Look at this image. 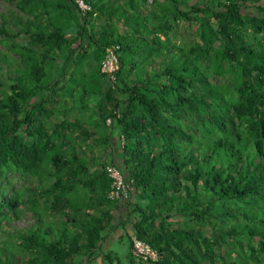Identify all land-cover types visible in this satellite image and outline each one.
Instances as JSON below:
<instances>
[{
	"label": "trees",
	"instance_id": "trees-1",
	"mask_svg": "<svg viewBox=\"0 0 264 264\" xmlns=\"http://www.w3.org/2000/svg\"><path fill=\"white\" fill-rule=\"evenodd\" d=\"M6 1L27 18L0 22L18 58L12 66L0 51V71L13 67L5 86L0 74V223L16 244L0 243V264H96L95 249L118 227L134 264L263 263L264 0H150V14L136 13L149 31L174 35L178 21L191 23L182 45L118 30L117 12L127 21V8L148 0H85L89 11L75 0ZM20 34L28 44L15 42ZM84 46L91 52L79 57ZM108 46H118L114 80L99 70ZM89 60L112 90L96 96L103 84L84 81ZM60 94L70 106L54 107ZM75 107L90 115L72 119ZM108 164L126 198L109 197ZM10 174L35 181L34 191L9 192ZM23 209L33 222L15 229ZM132 236L157 259H136Z\"/></svg>",
	"mask_w": 264,
	"mask_h": 264
},
{
	"label": "rangeland",
	"instance_id": "rangeland-1",
	"mask_svg": "<svg viewBox=\"0 0 264 264\" xmlns=\"http://www.w3.org/2000/svg\"><path fill=\"white\" fill-rule=\"evenodd\" d=\"M106 1L110 6L123 5L125 2V0H106ZM152 4H153V2L150 0L145 2V5L143 4L142 7L139 8L140 13H139V11L133 13L131 11V9L127 8V10H128V14L126 13L127 21L124 20L125 19L124 14L120 13L121 11H118L116 14V17L114 19V23L118 27V30L121 32H131V31L137 29L136 35L139 37L140 36L143 37V39L146 40L148 43H150L151 38L153 36V33L160 36L161 40L166 41V42L176 43L178 45L188 43L189 40L192 38V36H193L192 32L194 31L193 25H191V23L178 21L174 35L170 34V33L159 32L157 30H151V31L147 30V28H146L147 26L140 20V17H136L137 16L136 13L142 14L144 16L147 14H150V10H154ZM119 7H121V6H119ZM91 9H92V7H91ZM14 16H20L22 19L27 18L21 12H19L14 7V5H12L11 3H9L6 0H0V22L4 17L7 19H11ZM99 23H100V21L97 22V24H99ZM14 40L18 44H23V45L28 44V37L25 34H20ZM33 47L39 48L37 44H34ZM149 47H151V44H149ZM155 49H157V48H155ZM0 51L8 53L7 46L3 43V39L1 37H0ZM90 52H91V47L84 46V48H82L81 52H79V57L82 56L83 54H86V53L88 54ZM8 55L11 58V60H10L11 65L15 66L17 64V60H18L17 56L12 52L11 53L9 52ZM89 59H92V57ZM155 61H156V63H158V65H159V63L162 62L160 57H156ZM0 65H1V62H0ZM91 66L92 67H90V60H89V65L87 63L83 65L82 71L84 72V74L82 77H83L84 81L89 82V85L95 84V82H97L96 86H98L100 83L103 84L101 86V88L98 89V92L95 94L96 96L97 95L100 96V95L104 94L105 92H107L108 89L111 87L110 82H109V80H107L108 77L106 78L104 76H95L94 75L95 70H93V69H95V67H96L95 62L92 63ZM210 66H211V64H210ZM207 67H209L208 63L205 64V68H207ZM8 68H10L11 70L13 69V67H10V66L6 67L3 64V70L0 71V74L2 76V81H3L2 83L4 86L9 83L8 79H7V77H8L7 76V73H8L7 69ZM79 68H81V67H79ZM99 70H100V65H99ZM96 71H97V69H96ZM91 74L93 75V77H92L93 80H89V77L91 76ZM204 74H206L207 76H205ZM128 76H129L128 82L132 83L134 80L133 73L132 74L129 73ZM201 76H202L200 78L201 81H207L208 80V81H211L212 83H220V82L225 81L227 79V75H225L224 77H219V76L211 74V73H203V74H201ZM99 90H100V92H99ZM79 91L80 90H78V92H76V97H79V94H80ZM60 95H61L60 102L54 104V107L57 109H61V108L70 106L71 103L73 102V100L69 96L66 97V94L65 95L60 94ZM69 113L72 114L71 118L72 117L77 118V116L78 117L81 116V117L85 118V117H88L90 115V109L88 107H85V110L83 109V111H82L81 109L79 110L75 107L73 109V111L69 110ZM50 127H52V126H50ZM99 151L101 152L100 147H99ZM106 159L109 160V156H106ZM9 179H10V181H12V187L9 189V192H11L13 190L14 191L17 190L24 197H26V194L28 191H34V187L36 185V182L33 180L29 181L28 179H21L16 174H10ZM258 204L260 206V210H263L264 209L263 208L264 207L263 202H261V203L259 202ZM51 217L54 218L53 215H51ZM32 222H33V218L31 216V212L29 211V209H23L22 219L16 220V221H10V225L13 226L15 229H18V228L23 229L24 227L28 226ZM46 223H48V221H46ZM9 231L10 230L7 227V225L0 223V243H4L5 246L9 249L14 248V250H16V244L14 243V240L12 239L11 235L8 233ZM104 245L105 246L103 248H101V250L95 249V252L97 253L96 256H98V257L100 256V257H102V259H106V255H110L113 257V260L115 263L117 262V260H119L120 264H134L130 260L129 240H128L126 231L122 232V236L113 238L109 243H105ZM102 253H104L106 255L104 256V255H102ZM21 256H22V254H21ZM95 262H96V260L94 261V263ZM105 263L110 264L107 261H105ZM96 264H98V262ZM261 264H264V261Z\"/></svg>",
	"mask_w": 264,
	"mask_h": 264
},
{
	"label": "built area",
	"instance_id": "built-area-1",
	"mask_svg": "<svg viewBox=\"0 0 264 264\" xmlns=\"http://www.w3.org/2000/svg\"><path fill=\"white\" fill-rule=\"evenodd\" d=\"M77 7L81 11L91 10L90 5L85 0H75ZM118 46H108L105 49L104 57L100 61V72L111 80L115 79V72L118 69ZM109 119L106 120L109 123ZM106 171L111 181V189L108 192L110 198H126L129 186L124 182L120 170L113 165H106ZM131 253L136 259L155 261L157 259L156 251L147 243L131 237Z\"/></svg>",
	"mask_w": 264,
	"mask_h": 264
},
{
	"label": "crops",
	"instance_id": "crops-1",
	"mask_svg": "<svg viewBox=\"0 0 264 264\" xmlns=\"http://www.w3.org/2000/svg\"><path fill=\"white\" fill-rule=\"evenodd\" d=\"M98 151H99V149H98ZM125 231V229L123 230V229H120V227H118L117 229H115V230H113L110 234H109V236L107 237V239L105 240V242H104V244L105 243H109L113 238H116V237H119V236H122V232H124ZM127 233V232H126ZM128 236V235H127ZM105 246V245H104ZM103 246V247H104ZM102 252V251H101ZM129 254H130V252H129ZM102 255H104L105 256V254L104 253H102ZM109 257H111L110 259H112L113 260V257L112 256H110V255H108ZM130 258H131V256H130ZM98 262V264H106L105 263V261H104V259H102V257H97L96 258V263ZM113 262H114V260H113ZM120 263V262H119Z\"/></svg>",
	"mask_w": 264,
	"mask_h": 264
}]
</instances>
